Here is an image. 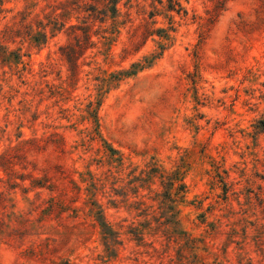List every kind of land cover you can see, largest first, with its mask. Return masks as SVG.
I'll use <instances>...</instances> for the list:
<instances>
[{
    "label": "rangeland",
    "instance_id": "374dc122",
    "mask_svg": "<svg viewBox=\"0 0 264 264\" xmlns=\"http://www.w3.org/2000/svg\"><path fill=\"white\" fill-rule=\"evenodd\" d=\"M176 1L0 0V264H264V0Z\"/></svg>",
    "mask_w": 264,
    "mask_h": 264
},
{
    "label": "trees",
    "instance_id": "16d2710c",
    "mask_svg": "<svg viewBox=\"0 0 264 264\" xmlns=\"http://www.w3.org/2000/svg\"><path fill=\"white\" fill-rule=\"evenodd\" d=\"M118 1L119 0H110V3H114V12L115 13H117V11H118L117 10V7H116ZM171 1L173 2L172 6H174L176 4H178L180 6V8L177 9V10L180 11L182 9V7L178 3V1H176V0H171ZM134 65L135 64H133V66ZM136 65L138 66V64H136ZM177 179H178L177 176H175V177H173V176L172 177H169V180H170L169 181V184H170V187L171 188H173L172 186H174V184L177 182ZM183 186L184 185H180V187L179 186L176 187V189H175L176 190L175 191V195L176 196L179 195L178 193H179L180 189H183L184 188ZM167 198L171 202H174L175 201L174 199H172V191H170L169 193H167ZM164 211H166L168 213V222L171 223L173 225L174 229H175V226H176V223H177V221H176L177 219H175L176 218V213H175L174 206L168 204L167 206L164 207ZM96 214H97V218H98L99 224L103 227V229L105 231V235H106L107 239H109V243L108 244L110 246L112 243H114L116 241L115 236H114V231L111 229V226L104 219L101 211H99V210L96 211Z\"/></svg>",
    "mask_w": 264,
    "mask_h": 264
}]
</instances>
